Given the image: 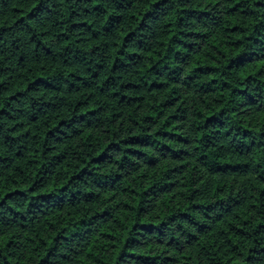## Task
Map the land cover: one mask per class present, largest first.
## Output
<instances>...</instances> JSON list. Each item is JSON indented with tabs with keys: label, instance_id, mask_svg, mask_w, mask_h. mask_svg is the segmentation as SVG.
Returning a JSON list of instances; mask_svg holds the SVG:
<instances>
[{
	"label": "trees",
	"instance_id": "1",
	"mask_svg": "<svg viewBox=\"0 0 264 264\" xmlns=\"http://www.w3.org/2000/svg\"><path fill=\"white\" fill-rule=\"evenodd\" d=\"M0 264H264V0H0Z\"/></svg>",
	"mask_w": 264,
	"mask_h": 264
}]
</instances>
